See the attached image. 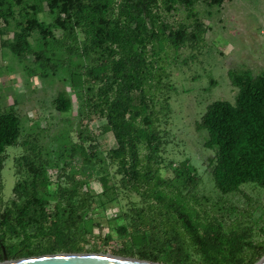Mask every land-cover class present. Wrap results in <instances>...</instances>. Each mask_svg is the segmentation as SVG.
Returning <instances> with one entry per match:
<instances>
[{
	"label": "trees",
	"instance_id": "trees-1",
	"mask_svg": "<svg viewBox=\"0 0 264 264\" xmlns=\"http://www.w3.org/2000/svg\"><path fill=\"white\" fill-rule=\"evenodd\" d=\"M12 1L17 5L23 2ZM42 1L55 10L53 23L60 29L71 31L66 26L69 20L82 22V54L92 52L107 64L105 68L101 64L100 68L85 69L86 79L94 86L89 106L103 118L114 140L105 158L120 176L118 186L141 198L138 205L122 214L123 221L114 226L116 235L128 239L137 259L166 264H254L264 255V222L258 228L257 239L252 238L250 227L232 222L223 226L215 217L200 227L180 203L157 194L156 187L163 184L156 173L157 160L149 152L143 156L139 153L143 136L138 124L143 125L148 143L154 141L156 131L152 124L156 117L151 110L145 112L148 105L144 84L151 75L143 57L146 41L165 40L173 50L196 46L207 27L192 10L194 3L219 7L230 0H153L158 1L163 16L149 30L145 20L138 17L145 14L148 1L120 0L116 12L108 0H36L23 6L36 11ZM7 3L0 0V19L5 17L1 7ZM179 7L190 21L173 26L164 16ZM18 26L10 45L16 54L27 45L25 38L30 32L36 31L41 37L49 35L47 27L33 18H25ZM227 77L236 90L232 102L210 101L193 128L203 134L202 147L211 151L207 166L219 194L237 192L244 184L264 190V69L255 74L233 69L227 71ZM71 84L76 87L73 78ZM66 89L58 90L52 99L56 112L70 108L71 97ZM134 91L141 108L130 105ZM88 141L86 151L93 157L95 145L90 138ZM7 147H20L23 152L15 160L12 197L0 204V261L3 255L13 260L83 251L84 244L90 243V234L79 232V211L96 190L79 180L63 188L61 200L49 209L44 169L36 162L42 157L41 149L34 136L21 135L19 118L12 107L0 111V170Z\"/></svg>",
	"mask_w": 264,
	"mask_h": 264
},
{
	"label": "rangeland",
	"instance_id": "rangeland-1",
	"mask_svg": "<svg viewBox=\"0 0 264 264\" xmlns=\"http://www.w3.org/2000/svg\"><path fill=\"white\" fill-rule=\"evenodd\" d=\"M33 1L36 0H23L17 5L8 0L1 7L5 17L0 19V111L12 107L19 118L21 135L36 138L42 153L36 162L44 169L49 209L61 200L63 188L79 180L87 181L96 190L79 211V232L89 233V242L96 247L86 243L83 251L76 253L135 258L130 242L119 238L114 226L141 198L118 186L120 176L105 158L114 140L103 118L89 106L94 86L86 79L85 69L100 68L101 64L105 68L106 62H100L92 52L82 54V22L69 20L66 26L71 31L60 29L53 23L55 10L43 1L36 11L23 6ZM108 1L116 12L120 0ZM144 1L149 2L148 7L138 17L145 20L149 30L163 13L158 1ZM192 10L207 27L199 44L173 50L165 40L145 43L143 57L151 73L144 84L148 105L145 112L151 110L156 117L152 121L156 131L154 141L148 143L143 125L138 124L143 136L139 153L143 156L149 152L157 160L156 173L163 180L156 187L157 194L180 203L200 227L215 217L223 226L232 222L250 227L252 238L257 239L258 228L264 222V190L244 184L237 192L219 194L207 166L211 151L202 147L203 134L194 130L193 123L210 101L232 102L236 90L229 83L227 71L242 69L255 74L264 69V0H230L219 7L196 2ZM164 17L173 26L190 21L182 7ZM25 18L46 26L49 35L41 37L36 31L30 32L25 38L27 45L16 54L10 45L19 31L18 24ZM72 78L76 87L71 84ZM64 88L71 105L67 112L59 113L52 99ZM137 98V91L132 92L130 105L141 108ZM88 138L95 145L93 157L86 151ZM22 152L20 147L5 150L0 204L12 197L15 160Z\"/></svg>",
	"mask_w": 264,
	"mask_h": 264
},
{
	"label": "water",
	"instance_id": "water-1",
	"mask_svg": "<svg viewBox=\"0 0 264 264\" xmlns=\"http://www.w3.org/2000/svg\"><path fill=\"white\" fill-rule=\"evenodd\" d=\"M0 264H166L105 253H54L8 260ZM254 264H264V255Z\"/></svg>",
	"mask_w": 264,
	"mask_h": 264
}]
</instances>
